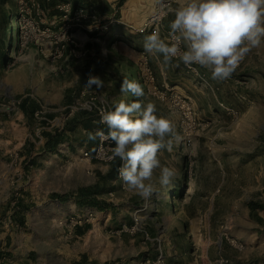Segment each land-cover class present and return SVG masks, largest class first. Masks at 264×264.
<instances>
[{"label": "rangeland", "instance_id": "obj_1", "mask_svg": "<svg viewBox=\"0 0 264 264\" xmlns=\"http://www.w3.org/2000/svg\"><path fill=\"white\" fill-rule=\"evenodd\" d=\"M110 1L114 7L108 0H0V118L24 121L27 137L20 148L25 152L62 150V155H50L44 163L48 177L43 172L34 174L37 181L48 178L44 189L49 193L78 190L81 208L57 222L69 227L90 222L93 234L109 233L113 246L120 230L125 234L147 230L151 245L145 234L137 233L134 264H189L200 254L197 230L207 223L196 222L195 216L211 213L220 220L227 250L217 255L216 264L241 260L237 256L242 253H248L251 264L264 262V218L259 214L264 210V39L226 80H214L210 70L181 62L183 78L178 86L161 88L153 84L151 69L137 53V40L147 36L148 28L140 31L141 21L127 25L114 20L134 16L137 5V17L140 11L148 14L143 20L158 23L157 33L170 41L174 18L161 28L168 1ZM128 38L134 40L135 50L125 44ZM89 74L103 80V88L86 87ZM123 79L139 82L144 96L122 93ZM120 100L152 102L156 114L174 127L176 135L166 137L172 141L171 150H161L158 158L176 175L164 187L156 169L152 182L158 191L150 199L126 189L118 172L122 162L118 157L110 159L113 141L89 139V133L97 130L107 134L99 109L112 108ZM55 116L62 118L64 128L52 137L48 128ZM100 146L103 151L98 154ZM38 159L31 158L29 165ZM102 168L104 176L97 172ZM197 180L215 187L221 184L217 189L222 196L213 205L196 198ZM237 196L242 199L235 204ZM247 200L254 204L249 206ZM232 213L241 217L239 231L227 219ZM116 217L127 219L113 221ZM1 220L20 227L13 219ZM98 236L95 245L102 243Z\"/></svg>", "mask_w": 264, "mask_h": 264}, {"label": "crops", "instance_id": "obj_2", "mask_svg": "<svg viewBox=\"0 0 264 264\" xmlns=\"http://www.w3.org/2000/svg\"><path fill=\"white\" fill-rule=\"evenodd\" d=\"M108 1L114 7V4L110 0ZM167 1L168 6L163 11L164 13H161V15L165 14L161 22L162 30L168 26V20L174 18L172 10L179 5V0ZM118 7L121 9L122 5ZM137 11V5H135L134 16L130 17L126 14L121 16V19L114 21L127 25L137 24L138 21H141L140 25H142L145 23L144 17L148 14L143 15L139 10L137 17ZM152 11L153 9L150 10L149 14H152ZM146 33H148L146 35H150L149 28ZM145 37L137 40L140 41V45L137 44V53H140L141 62L151 69L153 84L161 88L178 86L177 83L183 78L181 77V62L174 59L171 64H164L162 55L157 56L146 52L144 50ZM125 42L131 50L136 49L133 46L134 40L128 38ZM128 57L131 58L130 55ZM22 112L24 113L23 110ZM23 122H16L12 117L0 118V264H134L133 261L137 258V233L145 234L144 238L151 245L152 234L147 230L142 231L138 228L137 231L128 230L126 234L120 230L121 234L116 240L117 246L111 244L110 234L102 231L97 234V236L100 235L102 243L95 245V237L97 238V236L93 234L94 231L90 222L75 227L57 222L67 215L77 213L81 208L78 203V190L75 187L74 191L71 190L68 193L52 194L44 189L48 185L46 176L43 177L45 180L42 178L39 181L36 180L38 177L34 174L45 171L46 164L44 163L49 162L50 155L55 157L61 154L62 150L48 149L32 154L25 152L23 148H20L25 142V137H27ZM20 125L21 127H19ZM63 128L62 118L55 116L48 131L52 137H55L56 132L60 133ZM46 139L48 137L44 138L45 142ZM64 142L59 141L58 143L62 145ZM33 157L39 159L36 164L29 165L28 162ZM96 167L101 168V166ZM97 172L101 175L105 174L103 168L97 169ZM43 173L47 174L48 177V171ZM33 178L34 182L32 183ZM195 183L197 185L195 197L207 199L209 205H213L216 198L222 196L221 189L218 188L219 191L217 189L221 184L215 187V185L210 186L198 180ZM34 184L39 185L37 186L38 190ZM88 188L84 187V190L87 191ZM241 199L238 196L235 197V204L241 202ZM247 204L250 206L254 203L252 200H247ZM248 208L250 213L252 209ZM259 214L264 218V210ZM227 216L230 222H234L230 226L235 225L236 227L238 220L241 219L237 213ZM2 217L6 221L13 219L14 222L20 224V227L14 228L4 225L1 220ZM126 219L127 217L121 218V220L116 217L113 221L122 222ZM201 219H205L207 223L201 226V230H197V237L200 238V254L197 253L196 261L189 262V264H216L217 255L227 253L225 244L222 242L221 225L218 223L220 220L211 213L200 218L198 215L195 216L196 222L201 221ZM247 219H251L250 214L247 215ZM127 220L131 222V216ZM236 230L239 231L237 227ZM253 232L252 230V234ZM243 234L245 233L238 234V236ZM143 235L141 236L143 237ZM149 251L151 254L152 251ZM237 257H241V260L231 258L229 264H251L248 260L250 259L248 253H242ZM111 259L114 260L113 263H111ZM257 264H264V262L260 263L259 261Z\"/></svg>", "mask_w": 264, "mask_h": 264}, {"label": "clouds", "instance_id": "obj_3", "mask_svg": "<svg viewBox=\"0 0 264 264\" xmlns=\"http://www.w3.org/2000/svg\"><path fill=\"white\" fill-rule=\"evenodd\" d=\"M172 11L171 40L153 32L145 37L144 50L162 55L164 64L176 59L189 68L204 67L214 80L230 78L246 55L264 39V0H179ZM93 85L101 89L103 80L89 74L85 86ZM120 91L144 96L141 84L128 79H123ZM156 112L152 102L120 100L112 108L99 109L107 134L100 130L89 133V139L99 137L114 142L110 159L118 157L122 162L118 169L120 179L128 191L144 199L158 191L152 182L156 169H160L159 184L164 187L176 175L174 169L162 166L158 158L161 150H171L172 141L166 137L176 135L174 127Z\"/></svg>", "mask_w": 264, "mask_h": 264}, {"label": "built area", "instance_id": "obj_4", "mask_svg": "<svg viewBox=\"0 0 264 264\" xmlns=\"http://www.w3.org/2000/svg\"><path fill=\"white\" fill-rule=\"evenodd\" d=\"M147 28H150L152 32H158V29H159L158 23L152 24V22L147 21L142 25V27L140 28V31H144ZM170 31L171 30H169V34H170ZM170 39H171V35H170ZM102 151H103V148H102V146H100L98 149V154L102 153ZM223 261H224V259L221 260V262H223Z\"/></svg>", "mask_w": 264, "mask_h": 264}, {"label": "trees", "instance_id": "obj_5", "mask_svg": "<svg viewBox=\"0 0 264 264\" xmlns=\"http://www.w3.org/2000/svg\"><path fill=\"white\" fill-rule=\"evenodd\" d=\"M131 81H133V80L131 79Z\"/></svg>", "mask_w": 264, "mask_h": 264}]
</instances>
